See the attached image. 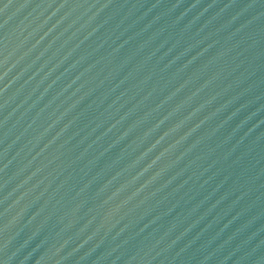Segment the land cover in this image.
Listing matches in <instances>:
<instances>
[{
	"label": "water",
	"instance_id": "obj_1",
	"mask_svg": "<svg viewBox=\"0 0 264 264\" xmlns=\"http://www.w3.org/2000/svg\"><path fill=\"white\" fill-rule=\"evenodd\" d=\"M0 264H264V0H0Z\"/></svg>",
	"mask_w": 264,
	"mask_h": 264
}]
</instances>
